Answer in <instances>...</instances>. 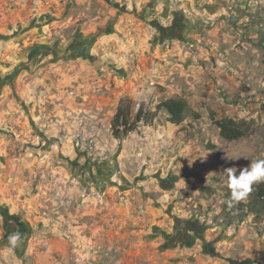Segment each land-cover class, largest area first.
I'll return each mask as SVG.
<instances>
[{"label": "rangeland", "instance_id": "rangeland-1", "mask_svg": "<svg viewBox=\"0 0 264 264\" xmlns=\"http://www.w3.org/2000/svg\"><path fill=\"white\" fill-rule=\"evenodd\" d=\"M260 159L264 0H0V264H264V181L227 187Z\"/></svg>", "mask_w": 264, "mask_h": 264}, {"label": "trees", "instance_id": "trees-1", "mask_svg": "<svg viewBox=\"0 0 264 264\" xmlns=\"http://www.w3.org/2000/svg\"><path fill=\"white\" fill-rule=\"evenodd\" d=\"M129 106V104L120 105L112 119L111 126L113 135L117 138L126 136L141 121L149 122L153 120L161 109H164L169 113V119L171 122L180 124L185 119L189 104L184 98L171 97L160 101L156 105L154 112L146 110L144 104H140L137 110H135L134 107L130 110ZM134 112L136 113L134 118H132ZM214 121L220 129L221 135L228 142L239 140L245 135V130L232 118L214 119ZM262 196H264V183L257 186L256 190L253 192V198H251L250 195L248 197L255 202H259ZM236 205H242V201L234 203L231 207L228 206V208H234Z\"/></svg>", "mask_w": 264, "mask_h": 264}, {"label": "clouds", "instance_id": "clouds-1", "mask_svg": "<svg viewBox=\"0 0 264 264\" xmlns=\"http://www.w3.org/2000/svg\"><path fill=\"white\" fill-rule=\"evenodd\" d=\"M236 173L235 167L227 168V187L231 192L229 207L245 200L252 191L253 184L264 181V159L253 161L248 167L242 168L238 175ZM8 239L11 248L14 249L21 237L17 232L10 235Z\"/></svg>", "mask_w": 264, "mask_h": 264}, {"label": "flooded vegetation", "instance_id": "flooded-vegetation-1", "mask_svg": "<svg viewBox=\"0 0 264 264\" xmlns=\"http://www.w3.org/2000/svg\"><path fill=\"white\" fill-rule=\"evenodd\" d=\"M192 224H193V223H192ZM195 226H196V225H194V224H193L192 226L189 225V228H190V227H191V228L193 227V228H194L195 236H197V235L200 234V231L198 232V231H197L198 228L195 227ZM193 228H192V229H193ZM192 229H190V230L187 229V231L190 232ZM185 233H186V235H185V238H183V242H188V243L191 242V240H190V239H191V238H190L191 236L189 235V233H187V232H185ZM199 238H200V235H199ZM209 252H211L210 249H209Z\"/></svg>", "mask_w": 264, "mask_h": 264}, {"label": "water", "instance_id": "water-1", "mask_svg": "<svg viewBox=\"0 0 264 264\" xmlns=\"http://www.w3.org/2000/svg\"><path fill=\"white\" fill-rule=\"evenodd\" d=\"M231 262H233V263H237V261H234V260H230Z\"/></svg>", "mask_w": 264, "mask_h": 264}, {"label": "built area", "instance_id": "built-area-1", "mask_svg": "<svg viewBox=\"0 0 264 264\" xmlns=\"http://www.w3.org/2000/svg\"><path fill=\"white\" fill-rule=\"evenodd\" d=\"M261 198L264 199V196H262Z\"/></svg>", "mask_w": 264, "mask_h": 264}]
</instances>
